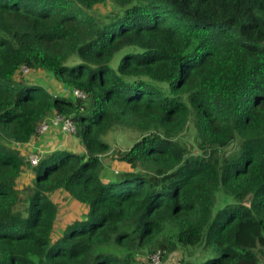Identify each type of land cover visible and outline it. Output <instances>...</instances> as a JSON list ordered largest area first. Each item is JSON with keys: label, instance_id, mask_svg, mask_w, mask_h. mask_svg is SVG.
<instances>
[{"label": "trees", "instance_id": "obj_1", "mask_svg": "<svg viewBox=\"0 0 264 264\" xmlns=\"http://www.w3.org/2000/svg\"><path fill=\"white\" fill-rule=\"evenodd\" d=\"M53 113L80 152L30 167L15 144ZM117 128L139 136L118 154ZM111 153L124 170L109 177ZM62 194L80 216L58 236ZM196 247L206 259L181 264H264V0H0V264H146Z\"/></svg>", "mask_w": 264, "mask_h": 264}, {"label": "rangeland", "instance_id": "obj_2", "mask_svg": "<svg viewBox=\"0 0 264 264\" xmlns=\"http://www.w3.org/2000/svg\"><path fill=\"white\" fill-rule=\"evenodd\" d=\"M117 10V7L112 4L111 2L106 3L105 5H100V6H96L91 13L94 15H101V16H106L108 14H111L112 12H115ZM129 51V49L125 48L123 50H121L120 52H118L115 56L113 61L111 62V67L112 68H116L117 65L119 64V61L121 60V58L123 57V55L125 53H127ZM39 75V79L41 78L43 81L46 80L45 84L48 88H52V90L57 92V84H54L52 80H47L48 76L45 73H33L30 76H28L27 80L29 82H32L34 84H42V81H37V80H31L34 78V76ZM50 130L53 131L52 128H50ZM138 134L136 133H131L128 131H125L123 129L117 128L114 131L110 132L107 136H106V142L110 145L111 150L118 154V153H122L124 151H127L130 149V147L132 146V144L138 139L139 136H137ZM180 142L185 145L189 150L193 151L194 149V134H193V128L190 126L188 128V130L182 134L180 137ZM18 151L20 152V154L26 158V152L24 149H21L22 147L20 146H16ZM78 147H80V145H78ZM112 154L108 155V160L106 158V173L105 175L111 177L112 175L121 172L122 170H124L123 165L118 161V159L116 158H112ZM114 155V154H113ZM27 160V158H26ZM31 167V166H30ZM31 172L29 171H24V181H21L22 183L28 184L30 182L31 179ZM18 188H21V184L18 185ZM216 202L214 204V212H216L217 210L221 209L224 205L225 202L224 200L227 199V197L223 198L222 194H217L216 195ZM231 198H228L227 202H231ZM57 203L60 206V214H59V221L57 224V228H56V235H60L63 226L77 218L80 216V209L76 206V204L74 202H72L69 198L65 197L63 194L61 196H59L57 198ZM196 249L199 248H187V249H181L179 248L178 250L175 251L174 254L168 255L165 261V264H181V261L184 260L186 262H188L191 258H189L190 256L195 257V259L197 260L196 262H203L206 258H204L201 254H199V252H197ZM189 250L192 252V254H190L188 256L187 253H190ZM196 252V253H195ZM195 253V254H194ZM204 258V259H203ZM194 262V263H196Z\"/></svg>", "mask_w": 264, "mask_h": 264}, {"label": "built area", "instance_id": "obj_3", "mask_svg": "<svg viewBox=\"0 0 264 264\" xmlns=\"http://www.w3.org/2000/svg\"><path fill=\"white\" fill-rule=\"evenodd\" d=\"M21 74L24 77H28L31 74H33L30 69L23 67L21 68ZM62 92L65 94L71 95L73 98L77 99H85L87 97L86 94H84L81 91L78 90H69L62 88ZM50 128L54 130H58L61 133L68 135V136H75L76 134V128L75 124L71 119L65 118L64 116L58 114V113H53V115L48 118L44 123H42L37 130V133L39 135L46 133ZM22 145H27L30 147L31 151L29 154L26 156L27 162L31 167L37 166L39 159L41 157L40 151L35 147V144L33 143V137L30 138V140ZM16 146H21L20 144H15ZM17 148V147H16ZM146 264H164L163 261V254L161 251H156L146 258Z\"/></svg>", "mask_w": 264, "mask_h": 264}, {"label": "crops", "instance_id": "obj_4", "mask_svg": "<svg viewBox=\"0 0 264 264\" xmlns=\"http://www.w3.org/2000/svg\"><path fill=\"white\" fill-rule=\"evenodd\" d=\"M38 73H43V72L38 71ZM31 80L42 81L43 83L42 84L40 83V85L43 88H45L50 92L56 93V91L52 90V88H48L46 86L45 84L46 80L43 81L41 78L39 79V75L34 76V78ZM47 80H52L54 83V79L50 75L48 76ZM62 88H63L62 86L58 85L57 91L62 92ZM33 143L35 144V147L40 151L41 154L52 152L57 149H68L73 152H80V147H78V145L80 144L76 138H74L73 136L65 135L60 131L54 129L53 131L48 130L46 133L39 135L37 140L33 137ZM20 147H22L21 149L25 150L26 156L31 151L30 147L27 145H21Z\"/></svg>", "mask_w": 264, "mask_h": 264}]
</instances>
